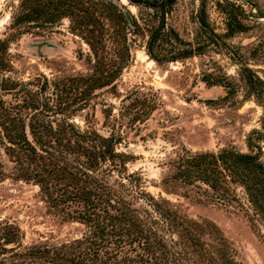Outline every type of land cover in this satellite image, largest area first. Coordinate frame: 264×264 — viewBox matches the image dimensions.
Listing matches in <instances>:
<instances>
[{
    "label": "rangeland",
    "instance_id": "rangeland-1",
    "mask_svg": "<svg viewBox=\"0 0 264 264\" xmlns=\"http://www.w3.org/2000/svg\"><path fill=\"white\" fill-rule=\"evenodd\" d=\"M247 1L95 0L98 22L79 36L68 17L14 27L19 0H0L10 84L0 89V120L8 115L25 140L12 145L0 127V235L14 227L24 250L89 234L80 198L69 194L61 212L42 183L53 194L112 198L97 244L116 264H264L261 222L170 178L183 149L231 147L264 162V88L250 81L253 73L264 83V0ZM202 6L214 35L200 29ZM225 11L246 28L228 32ZM159 28L193 55L152 58L147 44ZM159 48L176 49L163 40Z\"/></svg>",
    "mask_w": 264,
    "mask_h": 264
},
{
    "label": "trees",
    "instance_id": "trees-1",
    "mask_svg": "<svg viewBox=\"0 0 264 264\" xmlns=\"http://www.w3.org/2000/svg\"><path fill=\"white\" fill-rule=\"evenodd\" d=\"M135 1V0H133ZM248 2L247 0H245ZM110 11L116 14L120 12L117 6L108 1ZM95 0H19L18 10L12 16L11 25L14 27L23 26L29 28H45L53 26L63 17L70 18V30L79 36L86 35L98 22V16L95 11ZM165 13V4H161ZM234 6V4H230ZM226 12V29L228 32L243 31L246 26L240 20L241 16ZM163 13L161 16L163 17ZM241 13L242 10H241ZM200 29L215 34L205 20V10L201 7L198 15ZM176 41L178 37L174 38ZM167 42L173 51L161 52V41ZM177 42H174L171 34L159 28L153 32L147 44L149 55L156 61L175 60L181 57L191 56L194 49L191 47L178 48ZM8 43L6 39L0 38V89H6L3 86H9L8 80L2 76V71L9 66L7 58ZM252 84L259 83L264 88V83L255 74H251ZM10 83V82H9ZM0 115L2 113L0 111ZM8 115H4L0 120V127L6 140L12 145L25 143L12 125L5 122ZM252 135L250 141H252ZM27 149L26 146H22ZM104 151H102L103 153ZM174 169L170 178L180 181L189 186L201 188L204 192L209 191L208 197L221 204H237L248 212L250 220L254 223L258 221L264 225V162L260 160L257 154L251 152L237 151L231 147L222 148L217 152L203 151L191 152L183 149L176 156ZM41 192L50 206L59 211L66 208L65 201L69 194L77 196L82 201V209L78 212V218L84 222H90L92 230L88 235L76 239L67 245L60 246H29L24 250L19 249L17 242L18 233L14 227H9L7 231L0 235V264H116L109 258H103L99 255L101 241L99 236L106 227V218L103 213L106 212L105 203L112 198L104 201L100 195L94 194L89 189L80 192L63 190L61 193L53 194L48 184L39 183ZM237 188L245 197L237 192ZM241 196V197H240ZM70 214H66L69 217ZM72 218V217H71ZM126 230L130 225L124 226ZM136 233H138L136 231ZM131 235H136L131 233Z\"/></svg>",
    "mask_w": 264,
    "mask_h": 264
}]
</instances>
